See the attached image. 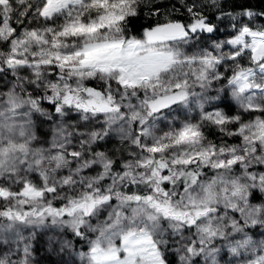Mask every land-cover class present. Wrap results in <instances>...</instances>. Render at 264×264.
Returning a JSON list of instances; mask_svg holds the SVG:
<instances>
[{
    "label": "clouds",
    "instance_id": "clouds-1",
    "mask_svg": "<svg viewBox=\"0 0 264 264\" xmlns=\"http://www.w3.org/2000/svg\"><path fill=\"white\" fill-rule=\"evenodd\" d=\"M45 3H0V264H93L97 243L129 264H257L264 61L251 50L264 47V4L128 0L122 21L88 35L64 28L104 9L56 18ZM198 20L211 31L189 27ZM176 21L185 34L149 45L166 66L134 86L118 71L44 63ZM186 126L199 134L178 141Z\"/></svg>",
    "mask_w": 264,
    "mask_h": 264
},
{
    "label": "snow or ice",
    "instance_id": "snow-or-ice-1",
    "mask_svg": "<svg viewBox=\"0 0 264 264\" xmlns=\"http://www.w3.org/2000/svg\"><path fill=\"white\" fill-rule=\"evenodd\" d=\"M4 2L5 0H0V3ZM127 2L128 0H119V3H111L110 0H46L41 14L44 16L59 18L57 14L69 8L75 9L77 7L91 6L104 9L103 14L100 15L97 21L84 23L83 21L73 20L64 28L65 33L70 31L73 34L91 35L105 26L112 27L122 21L124 16L127 14L125 11ZM240 7L243 8L245 5H241ZM117 8H119L120 11L113 10ZM156 9V14L158 15L159 5L156 6ZM189 27L193 30L203 27L211 31L213 26L211 24H205L202 20H198L195 24L189 25ZM248 31L249 30L247 28L244 29V32ZM183 34H185L184 25H182L179 21L166 25L158 24L155 28L146 30L145 41H107L86 45L74 53L55 54L49 60H45L44 63L52 66L55 62V66L59 68L69 67L76 69L89 67L94 71L99 70L105 73L118 71L120 73L119 78L122 83L134 86L139 84L142 80L150 79L152 73H155L166 66V54L161 53L155 48L149 47V45L153 44L157 40L174 38ZM259 44L264 45V41H260ZM251 51L254 59L264 61V47L257 46L252 48ZM175 87L179 89L180 85L178 84ZM231 114L232 112L230 110L229 115ZM198 134V130L195 127L186 126L180 130L178 134V141L191 139ZM160 150L161 147L153 146L152 148V151L154 152H158ZM232 162L233 161H229V163ZM27 187L29 186H26V188ZM129 193L131 194V189H129ZM8 195L9 193L6 190L0 189V196L6 198ZM36 195H39V193H36ZM135 195L139 198L138 194ZM129 198H131V196ZM49 211L53 213L59 212L58 209H49ZM64 211L67 212V209ZM11 214V210L5 212V215L9 217ZM16 216L21 219L23 218L20 216L19 212H16ZM76 235L78 238L82 237V230H78ZM136 242L138 241H131V243ZM24 247L27 252L28 245H25ZM128 250L130 251L131 249ZM89 253L93 264H129L126 258H119L123 256V253L118 249L113 250L111 248H105L98 243L93 244L89 248ZM261 261H264V257L260 258L257 261V264H261Z\"/></svg>",
    "mask_w": 264,
    "mask_h": 264
},
{
    "label": "trees",
    "instance_id": "trees-1",
    "mask_svg": "<svg viewBox=\"0 0 264 264\" xmlns=\"http://www.w3.org/2000/svg\"><path fill=\"white\" fill-rule=\"evenodd\" d=\"M173 2H175V0H173ZM258 4H264V0H257Z\"/></svg>",
    "mask_w": 264,
    "mask_h": 264
}]
</instances>
